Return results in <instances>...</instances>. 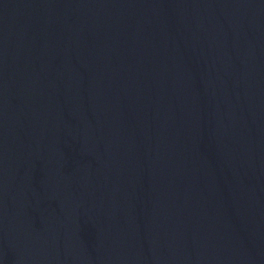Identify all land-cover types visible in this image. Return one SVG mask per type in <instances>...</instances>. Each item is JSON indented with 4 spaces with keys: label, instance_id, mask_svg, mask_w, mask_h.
<instances>
[{
    "label": "water",
    "instance_id": "obj_1",
    "mask_svg": "<svg viewBox=\"0 0 264 264\" xmlns=\"http://www.w3.org/2000/svg\"><path fill=\"white\" fill-rule=\"evenodd\" d=\"M0 264H264V0H0Z\"/></svg>",
    "mask_w": 264,
    "mask_h": 264
}]
</instances>
